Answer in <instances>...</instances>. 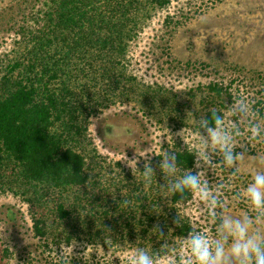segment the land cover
Wrapping results in <instances>:
<instances>
[{"label": "rangeland", "instance_id": "rangeland-1", "mask_svg": "<svg viewBox=\"0 0 264 264\" xmlns=\"http://www.w3.org/2000/svg\"><path fill=\"white\" fill-rule=\"evenodd\" d=\"M45 6V0H0V64L20 45V25L37 27L43 22ZM165 15L171 16L170 21H164ZM143 20L127 42L113 100L89 117L85 131L95 153L87 160L90 181L82 188L84 193L98 195L91 199L97 218L102 201L110 195L118 194L124 198L122 205L128 206V181L136 180L146 190L155 189L150 186L153 178L150 183L142 181L145 162L139 156L144 150L153 152V165L174 148L202 150L197 120L206 110H225V103L242 97L251 104L259 99L264 116V0H169L154 7ZM212 82L222 86L221 92L208 88ZM182 128L186 129L185 143L174 135ZM241 129L240 141H247V126L241 124ZM124 157L138 159L137 165L129 162L133 170ZM261 169L264 140L252 142L235 177L218 164L200 171L214 192L221 186L227 214L241 216L248 211L242 193L254 172ZM67 196L70 200L72 195L68 192ZM58 197L49 194L44 201H29L20 191L0 188V204L19 206L27 228L12 230L0 221V264H130L138 249L134 239L122 238L118 229L106 225L96 235L81 232L68 239L62 231L54 239L50 234L34 235L33 217L40 216L57 227L54 204ZM178 208L187 215L191 230L198 229L209 239L215 237L214 223L201 212L195 196L179 202ZM118 212L114 215H124L122 209ZM94 226L87 232L95 230ZM186 236L174 238L167 251L156 257V264H183Z\"/></svg>", "mask_w": 264, "mask_h": 264}, {"label": "trees", "instance_id": "trees-1", "mask_svg": "<svg viewBox=\"0 0 264 264\" xmlns=\"http://www.w3.org/2000/svg\"><path fill=\"white\" fill-rule=\"evenodd\" d=\"M168 1L45 0L43 22L37 27L20 25V45L0 64V188L20 191L29 201H44L49 194L59 196L54 204L58 228L40 216L33 217L31 227L37 237L50 234L54 239L61 231L66 239L81 232L96 235L100 227L107 226L157 257L174 238L191 231L187 215L178 208L179 197L160 188L159 169L150 183L154 190L128 181V206L122 205L124 198L111 193L102 201L100 218L91 202L98 195L84 193L82 188L90 181L87 160L95 153L85 132L89 117L113 100L127 42L135 29L154 7ZM170 17L165 15L164 21ZM207 86L217 94L222 89L217 82ZM252 105L263 115L259 99ZM171 151L177 153L180 176L192 166L194 151L185 146ZM120 209L124 215H114ZM178 214L181 226L173 223ZM0 221L12 230L27 229L15 203L0 204ZM157 223L163 229L162 237L154 231ZM92 225L95 230L87 232ZM71 260L80 262L79 258Z\"/></svg>", "mask_w": 264, "mask_h": 264}, {"label": "clouds", "instance_id": "clouds-1", "mask_svg": "<svg viewBox=\"0 0 264 264\" xmlns=\"http://www.w3.org/2000/svg\"><path fill=\"white\" fill-rule=\"evenodd\" d=\"M225 105V110L212 108L197 120L202 150L194 152L193 168L187 169L182 175L177 176L176 152H165L155 165L150 148L139 156L145 162L142 172L145 183H150L156 169H159L163 179L160 185L162 190L172 197L178 196L180 201L195 196L201 204V212H206L214 223L213 239L198 229L189 231L184 237L187 254L183 264H264V169L254 172L242 193L248 211L241 216L227 214V205L220 197L221 186L217 185L214 192L200 171L204 168L213 169L218 164L235 177L252 142L264 140V116L260 115L259 109L242 97ZM241 124L247 126L248 139L244 142L240 141ZM185 132L186 129L182 128L174 135L185 143ZM122 160L130 166V161L135 165L138 163L137 158L128 160L124 157ZM173 223L182 225L179 214ZM154 231L163 236L159 223L154 226ZM156 259L155 254L140 248L131 257L130 264H156Z\"/></svg>", "mask_w": 264, "mask_h": 264}]
</instances>
